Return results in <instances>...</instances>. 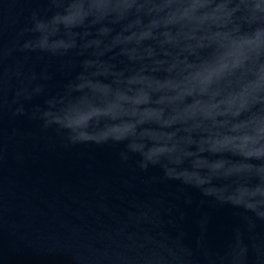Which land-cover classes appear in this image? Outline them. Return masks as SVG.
I'll return each instance as SVG.
<instances>
[{
    "label": "clouds",
    "instance_id": "clouds-1",
    "mask_svg": "<svg viewBox=\"0 0 264 264\" xmlns=\"http://www.w3.org/2000/svg\"><path fill=\"white\" fill-rule=\"evenodd\" d=\"M26 21L0 56L46 54L64 78L6 67L0 106L43 95L27 115L65 146H119L150 179L264 221V0H41ZM244 252L237 233L232 264Z\"/></svg>",
    "mask_w": 264,
    "mask_h": 264
},
{
    "label": "water",
    "instance_id": "water-1",
    "mask_svg": "<svg viewBox=\"0 0 264 264\" xmlns=\"http://www.w3.org/2000/svg\"><path fill=\"white\" fill-rule=\"evenodd\" d=\"M39 2L0 0V52ZM15 66L49 73L34 83L50 90L64 78L56 58L13 51L0 56V99L4 70ZM8 84L11 99L17 78ZM42 102L43 95L24 101L25 114L15 116L0 106V264H232L237 233L240 264H264V221L250 228L238 210L150 179L158 172L122 163L119 146H65L27 115Z\"/></svg>",
    "mask_w": 264,
    "mask_h": 264
}]
</instances>
